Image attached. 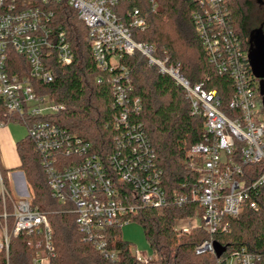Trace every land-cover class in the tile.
<instances>
[{
    "label": "built area",
    "instance_id": "2783aa9c",
    "mask_svg": "<svg viewBox=\"0 0 264 264\" xmlns=\"http://www.w3.org/2000/svg\"><path fill=\"white\" fill-rule=\"evenodd\" d=\"M119 1L131 0H0V99L8 113L21 119L51 197L69 206L78 232L109 264H117L118 252L108 248L106 231L121 229L139 209L168 205L196 204L200 208L193 219L200 221L197 227L209 239L194 253L215 256L212 236L228 233L227 220L236 218L245 207L257 210L255 199L264 188V109L248 52L231 25L228 0H191L196 5L192 21L208 63L218 76L225 75L232 82V97L224 105L215 90L191 86L179 66L169 63L165 51L137 42L134 34L146 29L147 15L133 9L124 24L114 12ZM59 3L76 12L86 28L96 69L109 77L117 112L111 123L113 147L106 159L48 121L64 107L37 91L39 84L52 83L53 63L67 67L73 61L66 34L55 26L49 11ZM149 4L152 9L156 6L153 0ZM10 53L23 60L26 70L18 66L17 73L7 72ZM136 55L180 87L191 116L204 119L203 141L188 154L196 180L192 185L183 184V193L172 198L163 190L162 171L144 126L135 122L141 106L133 99L130 71L121 59ZM250 165L257 166L259 173L252 182L245 171ZM25 191L24 196L13 194L0 168V252L8 264L11 240L25 235L30 238L27 245L35 249L32 264H49L54 256L52 228L47 215L32 207L30 193ZM132 256L135 264L151 262V257L136 251ZM259 262L264 264V256L242 248L217 259L216 264Z\"/></svg>",
    "mask_w": 264,
    "mask_h": 264
},
{
    "label": "trees",
    "instance_id": "16d2710c",
    "mask_svg": "<svg viewBox=\"0 0 264 264\" xmlns=\"http://www.w3.org/2000/svg\"><path fill=\"white\" fill-rule=\"evenodd\" d=\"M228 0L231 25L240 38L243 48L249 51L252 31H264V9L255 13L258 0ZM264 1V0H262ZM119 1L114 12L127 24V14L137 9L147 15V27L134 34L137 42L165 51L169 63L178 65L182 77L191 86L202 85L207 91L215 90L222 102L232 97V82L227 76H218L208 63L196 33L192 13L196 5L191 0ZM53 21L66 34L73 54L72 64L62 67L56 62L51 70L52 83L39 84V95L63 106L59 114L48 118L59 128L90 145L92 152L102 159L112 151V117L114 98L109 77L95 67L88 46L87 31L76 12L64 3L49 8ZM23 60L10 53L7 72L17 73L18 66L26 70ZM21 63V64H20ZM24 63V62H23ZM121 64L130 71L133 99H138L141 110L135 122L143 124L147 139L154 151L156 163L162 171V186L168 198L183 193V184L192 185L196 172L189 167L191 147L203 141L204 119L190 114L189 102L184 91L168 77L149 67L139 56L123 57ZM101 79L98 83L97 80ZM256 79V78H255ZM258 92L259 91V80ZM0 124L21 125V119L6 111L0 99ZM20 165L31 193V205L47 215L52 228L53 257L49 264H109L78 232L69 206L51 197L45 174L34 155L33 143L25 137L16 144ZM249 181L258 177L257 166H247ZM4 175V172L1 171ZM257 210L245 207L240 215L229 219L228 233L212 236L215 244L224 248L221 259L244 248L250 253L264 256V188L255 199ZM196 204L176 207L168 205L159 209H139L128 217L129 223H139L153 251L150 264H216L210 253L195 255L194 250L209 239V235L196 227L188 233L175 230L178 221L198 217ZM108 248L118 252L117 264H135L133 247L121 238L120 228L106 231ZM30 238L20 235L13 238L8 250V264H32L35 249L27 245ZM0 264H6L5 254L0 252ZM257 264H262L261 262Z\"/></svg>",
    "mask_w": 264,
    "mask_h": 264
},
{
    "label": "rangeland",
    "instance_id": "374dc122",
    "mask_svg": "<svg viewBox=\"0 0 264 264\" xmlns=\"http://www.w3.org/2000/svg\"><path fill=\"white\" fill-rule=\"evenodd\" d=\"M252 2L256 4L254 0ZM254 9L255 13H258V10H261L258 4L254 5ZM4 131V145L1 149L2 165L4 168H12L17 165L18 157L17 154L11 148V142L22 140L26 136V129L18 124H10ZM199 225L200 221L198 219L182 220L178 221L175 224V230H188ZM121 238L123 241L131 244V246L133 247V251H136L147 257L153 256V251L150 248L149 243L145 237L143 228L139 223L131 222L123 225L121 227Z\"/></svg>",
    "mask_w": 264,
    "mask_h": 264
},
{
    "label": "water",
    "instance_id": "95a60500",
    "mask_svg": "<svg viewBox=\"0 0 264 264\" xmlns=\"http://www.w3.org/2000/svg\"><path fill=\"white\" fill-rule=\"evenodd\" d=\"M249 44L248 62L254 77L259 80L262 109H264V33L261 28L251 32ZM223 252L224 248L214 243L216 259H219Z\"/></svg>",
    "mask_w": 264,
    "mask_h": 264
},
{
    "label": "crops",
    "instance_id": "0c3cea01",
    "mask_svg": "<svg viewBox=\"0 0 264 264\" xmlns=\"http://www.w3.org/2000/svg\"><path fill=\"white\" fill-rule=\"evenodd\" d=\"M10 124L8 125H5V126H2L0 128V168H1V171L4 172V177L5 179L7 180V183H8V186H9V189L12 191L13 194H17L19 196H24L26 195V191L25 190H28L29 191V188H28V185L25 181V178H24V175L21 171L18 170V167L20 165V162H19V158H18V162H17V165H15L14 167L12 168H4L3 165H2V160H1V149H2V146L4 145L3 143V137L5 135V129L9 126ZM26 137V136H25ZM24 137V138H25ZM23 138V139H24ZM19 141H16V142H11V148L12 150L17 154L16 152V144L18 143ZM18 157V155H17ZM30 192V191H29Z\"/></svg>",
    "mask_w": 264,
    "mask_h": 264
},
{
    "label": "flooded vegetation",
    "instance_id": "af4514ba",
    "mask_svg": "<svg viewBox=\"0 0 264 264\" xmlns=\"http://www.w3.org/2000/svg\"><path fill=\"white\" fill-rule=\"evenodd\" d=\"M257 4L261 9H264V1L258 0ZM262 33H264V31H262Z\"/></svg>",
    "mask_w": 264,
    "mask_h": 264
}]
</instances>
